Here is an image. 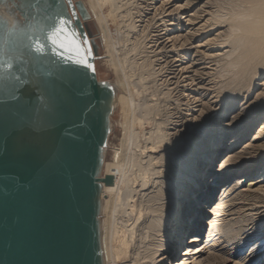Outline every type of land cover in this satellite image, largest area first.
I'll list each match as a JSON object with an SVG mask.
<instances>
[{"label": "water", "instance_id": "obj_1", "mask_svg": "<svg viewBox=\"0 0 264 264\" xmlns=\"http://www.w3.org/2000/svg\"><path fill=\"white\" fill-rule=\"evenodd\" d=\"M56 0H0V264H104L103 153L116 91L47 39ZM44 45L35 50L36 41ZM10 65V66H6ZM27 93V94H26Z\"/></svg>", "mask_w": 264, "mask_h": 264}, {"label": "bare ground", "instance_id": "obj_2", "mask_svg": "<svg viewBox=\"0 0 264 264\" xmlns=\"http://www.w3.org/2000/svg\"><path fill=\"white\" fill-rule=\"evenodd\" d=\"M151 1L152 2L148 4V6H152L151 4H153L154 0ZM242 1L241 3H245V1ZM237 2H235V4H237ZM83 3L87 11L97 14L100 22L103 23L106 39L110 44L106 54L109 58L105 60V63L108 67L110 66L114 68L117 79L119 81L122 80L125 83V94H122L119 97L120 100L122 98L125 99L132 109V118L126 131L128 132V139L134 137L132 146H135V148L140 151V155L138 156V154H136L135 158L129 160L126 166L123 165L122 167H117L116 173L110 172L108 169L104 174L112 175L114 177L113 185H103L105 191V210L107 213L105 228L103 227L105 229L104 243L107 251L106 264H163L166 259L167 263L178 264L181 257V261L189 259L185 256L193 258L196 263L198 257L203 256L208 250L213 251V256L210 259L212 262L209 261V264H215L214 261H218V259H220L221 262V258L224 259L221 263H227V261L231 260L230 257L234 255V252H227L228 250H226V254L229 258L221 257V252H223L224 249H219V242L221 241L215 239L216 236L223 233L218 221H224L226 216L233 214L232 212L235 211L234 207L237 200L249 199L251 192L256 194L260 192L259 190H264V185L257 189L250 188L241 190V187H243L241 185L245 182V178H240L239 181L232 185V187L230 186L231 189H235V192L240 190L236 195L237 197L233 196V199L228 201L223 199L224 196H226L227 188L223 191L222 200L220 201L219 206L212 211H209V209L211 210L213 207V200H216L217 198V195L215 196L217 189L232 177L243 175L246 176V178H251V176L254 177L257 174L259 179L262 178L258 182L264 183V144L254 145L253 147H250L249 145V148L254 149L252 153L248 152V150L243 151L242 153L234 151V153H230L229 158H226V156L223 158L222 154L227 150L231 152L233 149L237 148L239 143L244 140L251 129L257 123L263 121L264 112H262L260 116H257L253 121L249 119L251 115L246 116L238 113L233 116V118H230L228 123L220 125L221 122L218 121L219 118L221 119L222 116L231 113L235 107L234 104V107H231L228 103L225 108L226 113L224 112L223 115L216 119V123L219 125L218 129L213 131H211L205 123H200L201 121L199 120L192 123L188 121L187 117L181 115L178 117L180 118L178 122L181 123L176 127H183L182 133H177L175 131V139L166 142L168 141L169 136L168 128H166L168 121L166 122L164 120V122H159L154 118L155 115L158 114L159 109L155 107L154 109L145 112L140 109L142 97L144 93L147 92L146 79L153 76L152 71L154 70H150V68L146 69L147 65L145 63L141 66L138 61L135 60L136 58L133 57V54L136 52L138 53L139 51L141 46L140 42H134L132 46H130L131 44H128L131 41L130 33L137 28L133 21L134 15L132 11H130L129 8H126L129 10L122 9L124 3L123 0H84ZM241 3L238 5L241 6ZM246 3L249 4H246L248 6L247 10L244 12L239 6L241 10L239 13V7L237 6V14L235 13V9V12L232 14L233 16H227L229 14H226V16L220 15L214 11L207 12V16L209 15V17L201 28L202 31L207 30L206 32L210 33L223 27V25H229V30L227 29L229 32L227 35H216V38L208 39L207 43L209 45H215L216 47L213 48L217 51H223V48L230 44L231 51L229 52L227 50L228 53L226 52L225 54V58H228L226 60V66L236 67V70L237 68H240L237 70L238 76L236 75V72V74L234 73L237 79L233 77L230 78L231 81L233 78L234 82L232 81V84L235 82L237 83V81H242V84L243 81L246 82V80L250 82L247 84L249 85L248 87L244 83L246 86L245 89L244 85H242V91H240V85L238 89L241 93L237 91V93L233 92L234 94H230L229 91V93H226L224 88L225 85H223L224 87L222 86L218 88V90H214L216 94L215 98L218 100L220 99V102H231L235 97L245 98L246 95L248 96L251 94L255 86L260 85L259 83L255 84L254 81L262 74L264 75V0H246ZM246 5L245 7H247ZM243 6L244 5H242V7ZM140 11H138V13H141ZM162 53L160 54L162 55ZM168 58L169 57H167V59ZM169 61H171V59ZM240 61L241 63H239ZM177 62H181V60L174 59L168 63L170 64L171 69L169 74L173 75L172 79L178 80L180 71L177 67L182 66V64L174 66ZM171 63H173V65H171ZM151 64L152 63L148 64V66ZM138 65L141 66L139 67L140 70L137 68ZM137 70L140 72L138 73ZM181 70L184 71V69ZM145 74L148 75V77H146ZM195 77L191 78L193 82L196 79ZM224 83L226 84L227 82ZM229 84L230 83L227 85ZM238 84L236 87H238ZM242 92L245 93V96ZM186 105L188 107L186 108L187 112L191 111V103L188 101ZM208 109L205 110V112L209 111ZM240 110L241 109L239 108L234 112L237 113ZM258 110H264V103L257 108V111ZM153 112L154 117L151 119L150 115L153 114ZM255 112L252 114H255ZM203 119L204 117L202 118V122L205 121V119ZM248 119L252 122L248 125H244L243 129L241 128L242 131H240V134L234 135V140L229 144V142H227V136L235 133V130L240 128V125H242L243 122L246 120L249 121ZM149 120L156 122L153 130H149L150 132L147 134L144 132L143 128V131H137V126L141 128L146 124L145 122H148ZM259 126H261V128L256 138L261 140L264 138V121ZM224 129H229L230 133L228 134L229 131L223 133L222 130ZM179 132L181 131L179 130ZM142 133L145 134L142 136ZM140 136L145 139L144 146L141 145L139 141ZM207 140H210L208 145L205 143ZM166 146L168 147L165 148ZM166 149L169 153H162L161 155V152ZM154 154H157L156 157H153ZM246 155L250 156L248 157L249 159L246 158ZM144 156L147 160H145L146 158ZM158 160L162 162L163 170L157 169ZM217 161H219V165L214 168ZM217 174L218 178L215 179ZM124 188L126 189L125 191ZM180 192H183L184 194L182 195ZM114 202L120 203L125 217H120L115 213L116 203L114 204ZM257 207L261 208V206ZM207 210L209 212H207ZM210 212H213L218 218L209 221L208 218ZM263 219L264 218H262V220ZM207 223L212 224L213 226L208 239L207 235L205 237L203 233ZM262 233H264V226L262 228L260 227L259 231L254 233L248 241H242V246L238 247L237 243L231 245H235L233 246V249L238 248L239 251H236L240 252L241 255L251 242H257L262 239L261 242H257L258 245L253 247L248 255L253 258L257 253L258 255L260 254L258 263H261L262 254L264 253V235L261 237L259 236ZM191 237L192 240L189 242ZM234 239L235 238H230L228 243H231L232 241L234 242ZM165 240L166 242H164ZM238 242L240 241L238 240ZM188 244L193 245L190 248H187ZM203 244H206V246L193 249L197 246L202 247ZM235 255L237 256L238 254L236 253ZM244 260L245 259L242 261ZM159 261L161 262L158 263ZM241 263L242 262L238 260L235 261V264Z\"/></svg>", "mask_w": 264, "mask_h": 264}, {"label": "rangeland", "instance_id": "obj_3", "mask_svg": "<svg viewBox=\"0 0 264 264\" xmlns=\"http://www.w3.org/2000/svg\"><path fill=\"white\" fill-rule=\"evenodd\" d=\"M75 1H79L81 2V4H84L83 3L84 0L83 1L75 0ZM192 1L193 0H154L153 4H151L152 6H148V4L152 2L151 0H145V1L144 0H126V2L125 0H123L124 3H123L122 9L125 10L126 8H129L130 11H132L134 15L133 21L137 26L136 28L137 31L135 30L130 33L131 41L128 44H131L130 46H132L134 42H140V45H141L138 53L136 52L137 54L136 53L133 54V57L136 58L135 60L138 61V63L141 66L145 63L147 65L146 69L150 68V70L151 69L154 70L152 71L153 76L146 79L147 92L144 93L142 97V100L140 102V109H142L144 112L150 111L154 109L155 107L159 109V112L157 115H155V117H154V112L150 116H151V119H153L152 117H154L159 122H164L165 120L166 122L168 121L170 123L169 124L167 122L168 125L166 124V128H168L167 130L169 132L168 141L166 142L174 140L175 139L174 136L176 132L182 133L183 127H180V128L176 127L177 125L181 123V122H178V120L180 119L178 117L181 115L183 117H187L188 121L192 123H194V121L196 120H199L201 121L200 123H205L206 126L210 128L211 131H213V130L218 129L219 125L218 123H216V119H218V117L224 114L225 108L227 106L226 104L228 103L229 105H231V107H234L233 106L234 104L235 107L231 113L228 112L229 114L222 116L221 119L219 118L218 121L221 122L220 125L221 124L225 125L226 123L230 121V118H233V116H235L238 113L244 114L246 116L251 115L249 119L253 121L254 119H256L257 116H260L262 112H264V110L257 111V108L260 105H262V103H264V84H263L264 75L263 74L254 81L255 84L259 83L260 85L255 86L251 94H249L248 96L247 95L245 96V93L242 92L244 93L245 98L235 97L231 102H227V103L226 101L220 102V99L218 100L215 98L216 94L214 90H218V88L222 87L223 85H225V87L224 86L223 87L225 88L226 93L229 91L230 94H234L237 92L241 93L240 91H242V85H244L245 83V85L248 87L249 85L247 84H249L250 82L246 80V82L243 81V84H242V81H237V83L235 82L236 84L233 83L235 86V89H234L232 81H233V78L237 79L235 74L238 72L237 70H239L240 68H237L236 70V67L226 66V60L228 58H225L226 57L225 54L226 52L228 53V51L229 52L231 51L230 44L228 43L229 45L225 46L223 48V51L222 50L217 51V50H214L213 48V47H216L215 45H209L207 43L208 39L216 38V35H222V36H225V34L227 35L229 32L228 31L229 25H223V27L216 29L210 33L209 32L207 33L206 32L207 30L205 31L201 30L202 25L204 24L206 19L209 17V15L207 16L208 14L207 12L214 11L217 14L219 13L220 15L226 16V14H229L227 16H230L235 12V9H236L235 13L237 14L236 7L240 6L238 4H240L242 0L241 1L237 0L240 3L237 2L236 0H195L193 2ZM243 1H245V3H241V4L244 6L242 7L241 5L240 7L242 8L241 10L245 12L248 8V6L246 5L248 3H246V0H243ZM235 2H237V4H235ZM180 5H186V6L180 7ZM245 5L247 7H245ZM240 7L238 8L239 13L241 11ZM129 9H126V10H129ZM84 10L86 14V18L84 19V22L87 26V29L90 32L91 40L93 41L95 48H96V53H97L96 65H97L98 78L102 81H106L112 84V86L115 88L116 99H117L114 111L111 115V127H110V132H109V136L107 140V145L103 153V167H102L101 175L104 176V174L107 172L108 169L110 172L116 173L117 167H122L123 165L126 166L127 162L131 159H134L136 154H138V156L140 155V151H138L135 148V146H132L134 137H131L128 139V134H127L128 132L126 131V128L129 126V123L132 118V109L130 108V105L127 104L125 99L122 98L120 100V97H119L122 94L123 95L125 94L124 93L125 83L122 80L119 81L117 79L115 69L110 66L108 67V65L105 63V60L109 58V56H106V54H107V49L110 44L108 40L106 39V33H105V29L103 28V23L100 22L99 16L97 14L87 11L85 6H84ZM138 11H140L141 13H138ZM196 15H199V16H196ZM168 51L169 52L171 51V52L169 53ZM160 53H162V55ZM167 57L169 58L167 59ZM166 59L168 62H171L174 59H179V61L181 60V62H177L174 64V66L182 64V66L177 67L180 71V74H179L180 76L178 80L172 79L173 75L169 74L171 72V69H170V64L166 61ZM170 59L171 61H169ZM221 59L222 60L224 59V60L222 61ZM147 63L148 64L152 63V64L148 66ZM239 63H241V61ZM171 65H173V63H171ZM141 66L138 65L137 67L138 70H140L139 67ZM181 69H184V71H182ZM139 72L140 71H138V73ZM219 73L224 76L220 75ZM236 75L238 76V73ZM145 76L148 77V75L146 74ZM192 77L196 78L194 82L191 79ZM231 77H233L232 81L230 80ZM224 82H227V83L225 84ZM228 83H230L229 84L230 86L227 85ZM237 84H238V87H236ZM240 85H241V88L239 91L238 88L240 87ZM245 85H244V89L246 88ZM187 98H189L190 100ZM188 101L191 103V111L187 112L186 108L188 107L186 104ZM239 108L241 110L235 113L234 111L238 110ZM207 109L209 111L205 112V110ZM253 112H255V114H252ZM202 116L205 119V121L203 122H202V118H203ZM250 120L249 121L246 120L245 122H243L244 124L242 123V125H240L241 127L237 128L235 130V133L231 134L230 136L228 135L230 133L229 129L222 130L223 133L229 131L227 134L228 135L227 142H229V144L234 140L235 138L234 135L240 134V131H242L244 125L246 124L248 125L249 123L252 122ZM263 121H264V118H263ZM262 122L260 121L251 129L249 134L244 138V140L241 143H239L237 148L233 149L231 152L229 150L225 151L222 154L223 158L224 156H226V158H229L230 153H234V151L242 153L243 151L248 150V152L252 153L254 149L249 148V145L250 147H253L254 145L264 144V138L261 140H258V138H256L261 128V126L259 125ZM145 123L146 124H144V126L141 128L137 126L136 127L137 131L139 130L141 131L143 128L144 132L147 134L148 132L153 130L156 122H154L153 120L151 121L149 120L148 122H145ZM179 130L181 132H179ZM145 133H142L141 135L143 136V134ZM143 138H141L140 136L139 141L141 145L144 146L145 139ZM205 143L208 145L210 143V140L205 141ZM167 147L168 146H166L165 148ZM162 153L167 154L169 152L166 149L163 152H161V155ZM156 155L157 154H154L153 157H156ZM248 157L250 156L246 155L247 159H249ZM145 160H147V158ZM157 164H158L157 169L163 170L162 162H160V160L157 161ZM218 165H219V161L215 163L214 168ZM217 178H218V174L215 176V179ZM240 178H245V182H243V184L241 185L243 186L241 187V190L242 189L246 190L250 188L257 189L258 187L264 185V183L258 182L262 178L259 179L257 174L254 177L251 176V178H246V176H243V175L232 177L228 179L227 181H225L219 187V189H217V191L215 192V196L217 195V198L216 200H213V207L211 208V210L209 209V211H212L217 206H219V203L222 200L223 191L226 190L227 188L228 190H227L226 196H224L223 199L228 201L230 199H233L232 198L233 196L237 197L236 195L237 193L240 192V190L235 192V189H231V187L237 181H239ZM125 190L126 189L124 188V191ZM259 191L260 192L256 194L251 192V196H249V199L247 200L245 199L237 200L236 205L234 207L235 211L232 212L233 214L226 216L224 221L223 220L218 221L221 231L223 233L216 236L215 239H218L221 241L219 242L220 244L219 249L223 248L225 250L221 252L222 253L221 257L229 258L228 255L226 254V250H228L227 252H234V255L230 257L231 260L227 261V263H224V264H235L236 260L242 262L241 264H247V263L248 264H263L264 262V253L262 254L261 263H258V260L260 259L259 258L260 254L258 255L257 253V255L255 256L257 258L255 257L252 258V256H248L251 252V249L257 246L258 245L257 242L259 241L261 242L262 239L258 240L257 242L256 241L251 242V244L247 246V248L242 252L241 255H240V252H237L239 251L238 248L233 249V246L235 245L233 246L231 245L233 243H237L238 247L242 246L241 244L242 241L243 242L248 241L249 238L254 235V233L259 231L260 227L262 228L264 226V219L262 220V218H264V207H263L264 206V190H259ZM180 193L182 195L184 194L183 192H180ZM250 199H253L255 202ZM115 203L116 202H114V204ZM257 206H261V208L260 207L258 208ZM115 209H116V212H115L116 214H118L120 217H125V214L123 213V209L121 208L120 203L117 202L115 204ZM209 211L207 210V212ZM106 216H107V213L105 210V191L103 188L100 222H101V237H102V247H103V253H104V258H105V264L107 260L106 245L104 243V235H105L104 228H105ZM217 218L218 217L213 212L209 213V218H208L209 221L216 220ZM212 228H213L212 224L207 223L205 225V230L203 231V233L205 237L207 235V239L209 235L211 234ZM262 235H264V233H262L259 237H261ZM192 237L190 238L189 242H191ZM229 237L235 238L234 242L232 241L231 243H228V240L230 239ZM238 240L240 242H238ZM164 242H166V240ZM192 245L193 244H188L187 248H190ZM205 246L206 244H203L202 247L197 246L193 249L203 248ZM235 252L238 254L237 256L235 255L236 254ZM212 253L213 251L208 250L203 256L198 257L196 263L194 262L193 258H190L187 256L185 257L189 259H187L186 261H181L182 260V257H181V259H179L178 261L179 262L178 264H182V263L183 264H199V263L209 264V261L212 262L210 260L211 257L213 256ZM183 257H184V254H183ZM243 259L245 260L242 261ZM221 260L224 261V259L222 258ZM166 261L167 259L164 261L165 263L163 262V264H170V263H167ZM160 262L161 261H159L158 263ZM214 262L215 264H223L220 262V259Z\"/></svg>", "mask_w": 264, "mask_h": 264}, {"label": "snow or ice", "instance_id": "obj_4", "mask_svg": "<svg viewBox=\"0 0 264 264\" xmlns=\"http://www.w3.org/2000/svg\"><path fill=\"white\" fill-rule=\"evenodd\" d=\"M39 2L40 0H37V3ZM71 6L72 0H56L55 3H48L49 12L46 18L54 20L55 23L46 33L47 39L52 44L53 50L58 51L61 56L67 53L68 58L76 64L95 72V65L90 62L93 48L87 34L81 33L77 28L70 27L73 23L71 18L76 15L75 12H68V8ZM184 6L186 5H180V7ZM78 7L84 9L83 4ZM35 50L39 52L44 50V45L39 40L36 41Z\"/></svg>", "mask_w": 264, "mask_h": 264}]
</instances>
